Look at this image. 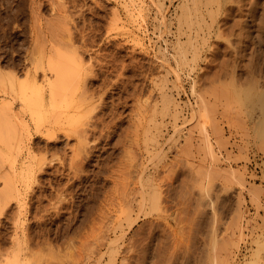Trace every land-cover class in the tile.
<instances>
[{"label":"rangeland","instance_id":"374dc122","mask_svg":"<svg viewBox=\"0 0 264 264\" xmlns=\"http://www.w3.org/2000/svg\"><path fill=\"white\" fill-rule=\"evenodd\" d=\"M235 1L0 0V73L22 81L38 48L69 31L70 44L60 42L92 70L81 63L89 73L75 99L81 88L96 104H67L36 126L18 97L0 92L18 120L0 141L15 173L5 160L0 175L19 186L1 202L0 264H264V0L239 2L241 13ZM79 112L91 124L85 146L68 134Z\"/></svg>","mask_w":264,"mask_h":264},{"label":"bare ground","instance_id":"6f19581e","mask_svg":"<svg viewBox=\"0 0 264 264\" xmlns=\"http://www.w3.org/2000/svg\"><path fill=\"white\" fill-rule=\"evenodd\" d=\"M31 1H36V0H31ZM54 1V0H53ZM56 1V0H55ZM190 1V0H189ZM238 2V4H237V2ZM235 2H236V4H237V6L235 5V7H230V8H235V10H237V11H239L240 10V5H239V2H241V1H243V0H236ZM245 1V0H244ZM250 1H252V0H250ZM249 1V3H251ZM12 2V1H11ZM31 3V4H35V3ZM43 2V1H42ZM41 2V3H42ZM50 2V1H49ZM65 2V1H64ZM185 2H186V0H185ZM195 2V4H196V1H194ZM234 2V1H233ZM40 3V4H41ZM205 3V2H204ZM207 3H208V1H207ZM214 3V2H213ZM38 4H39V2H38ZM57 4V3H56ZM241 4V3H240ZM60 5V4H59ZM180 6H181V4H179ZM206 5V4H205ZM208 5V4H207ZM210 5V4H209ZM217 5V4H216ZM233 5V4H232ZM255 5V4H254ZM15 6V5H14ZM39 6V5H38ZM183 6V5H182ZM197 6V5H196ZM241 6H242V4H241ZM258 6H260V5H258ZM32 7V6H31ZM36 7V6H35ZM54 8L53 9H56L55 8V6H53ZM56 7H57V5H56ZM186 7H187V5H186ZM229 7V6H228ZM9 8V7H8ZM59 8H61L60 6H59ZM63 8V7H62ZM39 9V8H38ZM52 9V10H53ZM65 9V8H64ZM188 9V8H187ZM242 9V8H241ZM62 10V9H61ZM194 10H195V7H194ZM209 11H210V8L208 9ZM216 10V9H215ZM228 9L226 8V11H227ZM55 11V10H54ZM58 11V10H57ZM197 11V10H196ZM212 11V10H211ZM217 11V10H216ZM61 12V11H60ZM65 12V11H64ZM174 12H175V10H174ZM198 12V11H197ZM207 12V11H206ZM213 12V11H212ZM211 12V13H212ZM262 12V11H261ZM4 13V12H3ZM70 13V12H69ZM194 13V12H193ZM239 13H241L240 11H239ZM58 14V13H57ZM188 14V13H187ZM32 15V14H31ZM55 15V14H54ZM201 15V14H200ZM199 15V16H200ZM244 15V14H243ZM261 15H262V13H261ZM20 16V15H19ZM53 16V15H52ZM60 16V15H59ZM65 16V15H64ZM73 16V15H72ZM176 16V15H175ZM191 16V15H190ZM208 16V15H207ZM212 16H213V13H212ZM248 16V15H247ZM259 16V15H258ZM34 17V16H33ZM35 17H36V15H35ZM178 17V16H177ZM209 17V19H210V21H212L211 19L212 18H210V16H208ZM195 18V17H194ZM35 19H37V18H35ZM55 19V18H54ZM58 19V18H57ZM57 19H56V21H57ZM61 19V18H60ZM64 19V18H63ZM191 19V18H190ZM190 19H189V21H190ZM203 19V18H202ZM202 19H201V21H202ZM257 19V18H256ZM178 20H180V19H177V21ZM184 20V19H183ZM53 21V20H52ZM64 21V20H63ZM257 21V20H256ZM34 22V21H33ZM213 22V21H212ZM211 22V23H212ZM237 22V21H236ZM241 22V21H240ZM53 23H56V22H53ZM52 23V24H53ZM63 24H65V22H62ZM61 23V24H62ZM70 23V22H69ZM74 23V22H73ZM72 23V24H73ZM184 23H187V22H184ZM204 23V22H203ZM210 23V24H211ZM220 23V22H219ZM260 23L262 24V23H264V15H262V18L260 17ZM7 24V23H6ZM39 24V23H38ZM43 24H45V23H43ZM46 24H51V22H47ZM57 24H58V22H57ZM191 24V23H190ZM199 24V23H198ZM35 25V26H34ZM33 25V27L35 28L36 27V24H34ZM54 25V24H53ZM52 25V26H53ZM74 25V24H73ZM196 26H197V24H195ZM258 25V24H257ZM262 25H264V24H262ZM55 27L57 26L56 24L54 25ZM59 26H61L60 25V21H59ZM58 26V28H60ZM63 26V25H62ZM65 26H66V24H65ZM191 26H192V24H191ZM194 26V25H193ZM200 26V25H199ZM199 26H198V28H199ZM222 26V25H221ZM232 26V25H231ZM230 26V27H231ZM246 26V25H245ZM260 25H258V27H259ZM49 27H50V25H49ZM244 27V26H243ZM39 28V27H38ZM43 28V27H42ZM44 28H45V26H44ZM51 28V27H50ZM53 29H55L54 27H52ZM51 28V30H53ZM65 28V27H64ZM64 28L62 27V29L64 30ZM67 28H68V26H67ZM201 28V27H200ZM13 29V28H12ZM47 29V28H46ZM178 29H179V27H178ZM187 29H189L188 27H187ZM206 29H207V27H206ZM228 29V28H227ZM237 29V28H236ZM244 29V28H243ZM35 30V29H34ZM38 29H36V31H37ZM48 30H49V32L51 31L49 28H48ZM58 30H61V29H57L56 28V31H58ZM68 30H69V28H68ZM75 30V29H74ZM180 30V29H179ZM201 31H202V28L200 29ZM208 30V29H207ZM40 31V32H39ZM41 31H42V29L40 30H38V32H39V37H40V34H41ZM56 31H52V32H55L56 33ZM240 31H242V30H240ZM19 32V31H18ZM37 32V33H38ZM59 32V31H58ZM62 32V31H61ZM198 32V31H197ZM207 32V31H206ZM34 33H35V31H34ZM46 33V32H45ZM44 33V34H45ZM64 33H66V34H63V32H62V34L63 35H67L68 33H70L69 31H68V33H67V31L66 32H64ZM72 33V32H71ZM83 33V32H82ZM183 33V32H182ZM216 33V32H215ZM232 33V32H231ZM257 33V32H256ZM23 34V33H22ZM36 34V33H35ZM35 34H34V36H35ZM43 34V35H44ZM47 34L50 36H52V33H46V36H47ZM54 34V33H53ZM62 34H60V32H59V35H61L60 37H59V40L57 39V38H54L55 39V43H59L60 42V40H62L63 39V43H64V45L65 44H67L66 42H67V40L66 41H64V38H67L66 36L65 37H63L62 36ZM221 34V33H220ZM236 34H238V33H236ZM19 35V34H18ZM42 35V36H43ZM56 35L58 36V34L56 33ZM78 35V34H77ZM85 35V34H84ZM190 35V34H189ZM203 35V34H202ZM201 35V36H202ZM212 35V34H211ZM227 35V34H226ZM230 35V34H229ZM242 35H243V33H242ZM45 35H44V37H45V39H47L48 37H46ZM56 36V37H57ZM70 36L71 35H69L68 37V39H70ZM178 36V35H177ZM181 36V35H180ZM209 36V35H208ZM215 36H217V35H215ZM221 36V35H220ZM241 36V35H240ZM239 36V37H240ZM256 36V35H255ZM259 36V35H258ZM262 36H264V35H262ZM53 37H55V36H53ZM52 37V38H53ZM62 37V38H61ZM218 37V36H217ZM38 37H34V39L36 40ZM42 37H40V38H38V39H41ZM6 39V38H5ZM38 39H37V41H38ZM44 39V40H45ZM49 39V38H48ZM54 39H53V41H54ZM56 39L58 40L57 42H56ZM73 39H74V37L72 36V38H71V40L70 41H72L73 42ZM42 40V39H41ZM40 40V41H41ZM51 39H49V42H51L50 41ZM81 40V39H80ZM193 40V39H192ZM191 40V41H192ZM196 40V39H195ZM45 41H47V43H48V40H45ZM45 41H43V42H45ZM83 41V40H82ZM187 41V40H186ZM202 41H204L203 39H202ZM217 41H219V40H217ZM13 42V41H12ZM43 42H40V44H42ZM68 42H69V40H68ZM84 42V41H83ZM92 42V41H91ZM216 42V41H215ZM35 43V42H34ZM34 43H33V45H34ZM38 44H39V42H37ZM46 43V42H45ZM53 44H51V45H49L48 44V46H45L44 44H42L41 45V48H38L40 51H41V57L40 58H38V59H35V61L37 62L38 61V63L37 64H35V65H33V69H31V70H29L28 71V69H27V71H26V78L24 79H22V81H19L18 79H17V75L15 76L14 75V73L13 74H10L9 72L8 73H4L3 75L0 73V92H2V94H4V95H12L13 97L14 96H16V97H18L20 100H21V107H23V108H26V110L27 109H29V115H30V119H32V120H40V118L41 117H39V116H42V117H51L52 115H54L55 117H57L56 119H58L59 117L61 118L62 116L61 115H63V112H62V109L63 110H66V108L65 107H68L67 106V104L69 105V104H71L72 106H74V109H76V107L75 106H77V105H79V110H80V103H82L83 101H86V102H88L89 100L88 99H85L87 96H83L82 94H84V92H86V90L84 89V86L82 87L83 89L82 90H85L82 94H81V88H80V94L78 95L77 94V97L79 98V96H80V98L79 99H75V96H76V89H78L79 88V86L81 85V81L83 82V74H85L86 73V71H85V73H79L80 71H79V69L80 70H82V68H81V63L83 62L82 60H79L78 58V56H75L74 58L72 57V55L74 54H69L70 52H73L74 51V49L72 50L71 48L74 46V43H73V45H71L72 47L70 48V46H69V48H70V50H72V51H70L69 53L67 52V51H69V50H66L67 48H66V46H64L63 44H62V42H60V44L58 45V44H56L55 45V43L54 42H52ZM181 43V42H180ZM187 43H189V42H187ZM220 43V42H219ZM224 43V42H223ZM239 43V42H238ZM68 44H70V43H68ZM67 44V45H68ZM84 44V43H83ZM178 44V43H177ZM195 44V43H194ZM204 44H205V42H204ZM214 44V43H213ZM226 44V43H225ZM252 44H254V43H252ZM257 44V43H256ZM35 45H37V44H35ZM81 45H82V42H81ZM181 45H182V43H181ZM180 45V46H181ZM84 46H86V45H84ZM90 46V45H89ZM186 46V45H185ZM202 46V45H201ZM214 46V45H213ZM229 46V45H228ZM245 46V45H244ZM252 46V45H251ZM32 47V46H31ZM40 47V46H39ZM192 47V46H191ZM197 47V46H196ZM195 47V48H196ZM259 47V46H258ZM32 48H34V46L32 47ZM36 49H35V51L36 50H38L37 49V46L35 47ZM79 48V47H78ZM215 48H218V47H215ZM230 48V47H229ZM247 48V47H246ZM251 48V47H250ZM9 49V48H8ZM80 49V48H79ZM98 49V48H97ZM193 49V48H192ZM201 49V48H200ZM32 50V49H31ZM31 50H30V52H31ZM38 50V51H39ZM76 50V49H75ZM179 50V49H178ZM196 50V49H195ZM33 52V59H34V57H35V54H37V56L39 55V52H35L34 51V49L32 50ZM83 51H85V50H83ZM185 51V50H184ZM250 51V50H249ZM6 52V51H5ZM29 52V53H30ZM75 53H78L79 52V50L77 51H74ZM88 52V51H87ZM86 52V53H87ZM95 52V51H94ZM193 52V51H192ZM16 53V52H15ZM80 53V52H79ZM85 53V52H84ZM178 53H180V51L178 52ZM181 53H182V51H181ZM233 53V52H232ZM240 53V52H239ZM260 53V52H259ZM20 54V53H19ZM80 54H82V53H80ZM101 54V53H100ZM194 54H196V53H194L193 52V57H195V55ZM213 54V53H212ZM221 54V53H220ZM225 54V53H224ZM29 55V54H28ZM32 55V54H31ZM30 55V56H31ZM184 55H186V53L184 54ZM183 55V57L182 58H184L185 56ZM191 55H192V53H191ZM190 55V56H191ZM214 55V54H213ZM103 56V55H102ZM197 56V55H196ZM233 56V55H232ZM257 56V55H256ZM32 57V56H31ZM78 57V58H77ZM93 57V56H92ZM100 57V56H99ZM174 57H176V56H174ZM209 57V56H208ZM26 58V57H25ZM30 58V57H29ZM28 58V59H29ZM81 58V57H80ZM181 58V59H182ZM192 58V57H191ZM191 58H189V59H191ZM196 58V57H195ZM210 58V57H209ZM225 58H227V56L225 57ZM235 58V57H234ZM233 59V58H232ZM257 59V58H256ZM32 60V59H31ZM31 60H30V64H32L31 63ZM133 60V59H132ZM131 60V61H132ZM261 60V59H260ZM34 61V60H33ZM164 61V60H163ZM183 61V60H182ZM191 62H192V60H190ZM218 61V60H217ZM228 61V60H227ZM35 62V63H36ZM85 62V61H84ZM224 62H226L225 60H224ZM238 62V61H237ZM258 62V61H257ZM8 63V62H7ZM16 63V62H15ZM98 63V62H97ZM233 63V62H232ZM241 63V62H240ZM247 63V62H246ZM259 63V62H258ZM24 64V63H23ZM33 64H34V62H33ZM83 64V63H82ZM94 64V63H93ZM186 64V63H185ZM213 64H215V63H213ZM260 64V63H259ZM87 64H83V66H85L84 67V69L86 70H88L89 69V71H92V70H90V64L89 65H87ZM209 65H210V63H209ZM252 65V64H251ZM23 66V65H22ZM26 66H28V60H27V65ZM98 66V65H97ZM184 66V65H183ZM87 67V68H86ZM123 67V66H122ZM137 67V66H136ZM250 67V66H249ZM262 67V66H261ZM27 68V67H26ZM100 68H102V67H100ZM110 68V67H109ZM129 68V67H128ZM194 68V67H193ZM204 68V67H203ZM206 68V67H205ZM231 68V67H230ZM252 71H254L255 72V70L253 69V66H252ZM257 69V68H256ZM133 70V69H132ZM167 70V69H166ZM192 70H194V69H192ZM262 70V69H261ZM38 71H40V73H41V75H40V78H38L37 79V74L39 73ZM89 71L84 75V77H87L86 75L89 73ZM94 71V70H93ZM207 71V70H206ZM233 71H234V69H233ZM247 71V70H246ZM38 72V73H37ZM84 72V71H83ZM120 72V71H119ZM205 72V71H204ZM244 72V71H243ZM260 72V71H259ZM258 72V73H259ZM16 73V72H15ZM93 73V72H92ZM253 73V72H252ZM91 74V73H90ZM95 74V73H94ZM93 74V75H94ZM250 74V73H249ZM256 74V73H255ZM260 74V73H259ZM92 75V74H91ZM92 75V76H93ZM96 75V74H95ZM95 75H94V77H95ZM117 75V74H116ZM213 75H215V74H213ZM243 75V74H242ZM21 76V75H20ZM227 76V75H226ZM245 76H246V74H245ZM250 76V75H249ZM260 76H262V77H264V74H261ZM90 77V76H89ZM93 77V78H94ZM229 78V77H228ZM234 78V77H233ZM20 79V78H19ZM83 79V80H82ZM87 79V78H86ZM90 79V78H89ZM204 79V78H203ZM262 79H264V78H262ZM244 80V79H243ZM201 81V80H200ZM229 81V80H228ZM260 81V80H259ZM85 83H86V81L84 80V82H83V84L85 85ZM89 83V82H88ZM113 83V82H112ZM250 83H252V82H250ZM222 84V83H221ZM253 84V83H252ZM261 84H262V82H261ZM123 85V84H122ZM156 85V84H155ZM226 85V84H225ZM112 86V85H111ZM136 86V85H135ZM166 86V85H165ZM200 86V85H199ZM224 86V85H223ZM257 86H259V84L257 85ZM86 88H87V86H85ZM162 87V86H161ZM164 87V86H163ZM241 87V86H240ZM103 88V87H102ZM138 88V87H137ZM223 88V87H222ZM253 88V87H252ZM125 89V88H124ZM199 89V88H198ZM197 89V90H198ZM251 89V88H250ZM161 90V89H160ZM213 90V89H212ZM226 90V89H225ZM233 90V89H232ZM241 90V89H240ZM254 90V89H253ZM200 91V90H199ZM243 91V90H242ZM227 92V91H226ZM232 92V91H231ZM230 92V93H231ZM248 92V91H247ZM104 93V92H103ZM165 93V92H164ZM163 93V94H164ZM197 93V92H196ZM233 93H234V91H233ZM240 93V92H239ZM87 94V93H86ZM89 94V93H88ZM218 94V93H217ZM249 94V93H248ZM247 94V95H248ZM212 95V94H211ZM239 95V94H238ZM93 96V95H92ZM92 96H90L91 98H92ZM197 96V95H196ZM233 96V95H232ZM260 96V95H259ZM11 97V96H10ZM103 97V96H102ZM136 97V96H135ZM163 97V96H162ZM214 97H216V96H214ZM213 97V98H214ZM246 97V96H245ZM244 97V98H245ZM248 97V96H247ZM251 97H252V94H251ZM8 99H6V100H2V101H0V120L1 121H3V123L2 124H0V141H3L4 142V140H2V138L5 136V134L6 133H4L5 131H9L10 129H8L7 128V126H11V125H7V123L8 124H12V125H14L13 124V122H9L8 120H9V118L10 117H12L13 116V119L14 120H16L15 119V112L13 113L12 112V110H11V99L9 98V97H7ZM163 98H165V97H163ZM223 98V97H222ZM227 98V97H226ZM257 98V97H256ZM90 99V98H89ZM166 99V98H165ZM200 99V98H199ZM231 99V98H230ZM235 99V98H234ZM237 99V98H236ZM88 100V101H87ZM91 100V99H90ZM164 100V99H163ZM224 100V99H223ZM249 100V99H248ZM92 101H93V99H92ZM104 101V100H103ZM165 101V100H164ZM168 101H169V99H168ZM240 101V100H239ZM238 101V102H239ZM247 101V100H246ZM98 102V101H97ZM124 102V101H123ZM171 102V101H170ZM169 102V103H170ZM204 102V101H203ZM202 102V103H203ZM232 102V101H231ZM234 102V101H233ZM241 103L240 104H243V102H244V100H243V102L242 101H240ZM250 102V101H249ZM249 102H247V103H249ZM252 102V101H251ZM250 102V103H251ZM99 103V102H98ZM168 103V104H169ZM221 103V102H220ZM223 103H224V101H223ZM225 103H226V101H225ZM235 103H236V100H235ZM258 103V102H257ZM261 103V102H260ZM91 104V105H90ZM163 105H164V103H162ZM82 105H84V104H82ZM89 105H90V107L92 106L93 108H95L96 106V104L94 103V106H93V104L92 103H90V101H89ZM88 104L86 105L85 104V106H86V111H88L87 110V106H89ZM162 105V106H163ZM204 105V104H203ZM166 106H168V105H165V107ZM245 106V105H244ZM247 106V105H246ZM82 107V106H81ZM93 108L92 109H90L89 108V111H91V110H93ZM164 108V107H163ZM200 108V107H199ZM202 108V107H201ZM77 109V110H78ZM82 109V108H81ZM262 108H259V110H261ZM68 110V109H67ZM66 110V111H67ZM73 110V109H72ZM65 111V112H66ZM81 111H83V110H81ZM86 111H83V112H86ZM94 111V110H93ZM102 111V110H101ZM245 111V110H244ZM262 111V110H261ZM247 112V111H246ZM62 113V114H61ZM69 113H71L72 114V112H69ZM66 114V115H69V116H71L72 117V115L71 114ZM73 113H75V112H73ZM82 113V112H81ZM80 112L78 113V117H76L75 115H74V120H73V118H70L71 119V121H69L70 123L72 122V120L73 121H75L76 120V118H78L76 121L77 122H80V121H82L83 120V118H82V115H84V113H82V115H81V118H79V116H80V114H81ZM88 113V112H87ZM92 113V111L91 112H89V114L88 115H90ZM261 113V112H260ZM262 113H264V112H262ZM75 114H77V112L75 113ZM18 115H20V114H18ZM17 115V116H18ZM65 115V116H66ZM87 115V116H88ZM260 115V114H259ZM262 115H264V114H262ZM53 116V121L55 122V120L56 119H54L55 117ZM65 116H63V117H65ZM69 116H66V117H69ZM85 116H86V114H85ZM85 116H83L84 117V120H85ZM94 116V115H93ZM253 117V116H252ZM261 117V116H260ZM21 118V117H20ZM38 118V119H37ZM87 118V117H86ZM89 118H90V116H88V121H89ZM22 119V118H21ZM46 119V118H45ZM50 119V118H49ZM69 119V118H68ZM81 119V120H80ZM93 119V118H92ZM91 118H90V120H92ZM52 120V119H51ZM79 120V121H78ZM82 121V122H80V124L78 123V126H75V125H77V124H75L74 125V129H73V125L71 126V128L70 129H68V134H69V132L70 133H72L73 134V132H74V134H75V136H83L84 135V137H82V139L80 140L79 138V140L82 142V144L80 143V141H79V145L81 144V145H83V146H85V142H83L85 139H83V138H86L85 137V135L86 134H88V132L86 133V134H84L86 131H85V128L88 126H86V124L84 125V122H86V120L85 121ZM97 120V119H96ZM17 122H18V120H16ZM20 121H22V120H20ZM35 121V125L37 126V125H39L38 123H40V122H36ZM42 121V120H41ZM56 121H58V120H56ZM76 121L74 122V123H76ZM15 122V121H14ZM33 122V121H32ZM50 123L49 124H51V121H49ZM90 122V121H89ZM89 122H86V123H89ZM16 123V122H15ZM22 123H23V121H22ZM61 123V122H60ZM69 123V124H70ZM99 123V122H98ZM239 123V122H238ZM255 123V122H254ZM260 123V122H259ZM53 124V123H52ZM140 124V123H139ZM257 124V123H256ZM261 124V123H260ZM260 124H258V125H256L258 128L257 129H260L261 127H264V126H261L262 124H264V123H262L261 125ZM24 125H25V123H24ZM40 125H42V124H40ZM71 125V124H70ZM69 125V126H70ZM84 127H83V126ZM91 125V124H90ZM89 125V126H90ZM103 125V124H102ZM253 125V124H252ZM259 125L261 126L260 128H259ZM28 126V125H27ZM26 126V127H27ZM86 126V127H85ZM88 126V127H89ZM14 127V126H13ZM39 127V126H38ZM37 127V128H38ZM47 127V126H46ZM55 127V126H54ZM87 127V128H88ZM93 127V126H92ZM91 127V128H92ZM254 127V126H253ZM15 128V127H14ZM14 128H12V129H14ZM23 128V127H22ZM28 128H29V126H28ZM36 128V129H37ZM50 128H51V126H50ZM86 128V129H87ZM90 128V127H89ZM88 128V129H89ZM256 128V127H255ZM7 129V130H6ZM27 129V128H26ZM35 129V128H34ZM52 129V128H51ZM63 129V128H62ZM94 129V128H93ZM257 129H252V130H254L255 132L257 131ZM262 129H264V128H261V130ZM19 130V129H18ZM28 130V129H27ZM26 130V131H27ZM38 130H39V128H38ZM50 130V129H49ZM56 130V129H55ZM66 130V129H65ZM261 130H258V132L259 131H261ZM13 132H14V130H12ZM45 131L47 132V130L45 129ZM85 131V132H84ZM11 132V131H10ZM10 132H8V133H10ZM45 132V133H46ZM50 132L54 135V131H52V130H50ZM262 132H264V130H262L261 131V135H264V133H262ZM12 133V132H11ZM44 133V132H43ZM48 133V135H50L49 134V132H47ZM254 133V132H253ZM71 134V135H72ZM255 134V133H254ZM253 134V135H254ZM256 134H257V132H256ZM255 134V135H256ZM7 135L8 134H6V137H7ZM12 135H13V133H12ZM11 135V136H12ZM15 135V134H14ZM20 135V134H19ZM47 135V134H46ZM90 135V134H89ZM3 136V137H2ZM9 136V135H8ZM10 136V137H11ZM16 136V135H15ZM15 136H14V138H15ZM51 136V135H50ZM5 137V138H6ZM20 137V136H19ZM18 137V138H19ZM48 137V136H47ZM256 137H258L257 135H256ZM254 138V137H252V138H254V139H257V138ZM262 137H264V136H262ZM5 138H3V139H5ZM8 138V137H7ZM17 138V139H18ZM81 138V137H80ZM11 140H12V138H11ZM14 140V139H13ZM83 140V141H82ZM15 141V140H14ZM13 141V142H14ZM255 142H256V140H254ZM259 142H260V140H259ZM262 142H264V140H262ZM252 143H253V141H252ZM257 143V142H256ZM5 144V143H4ZM3 144V146H0V162L1 163H3L2 161H5L6 160V162L7 163H9L8 164V167L10 168V170H11V173H12V176L14 175V170H13V168H12V166H14V157L13 156H10V153L11 152H9V151H7L6 149H9V147L10 146H8L9 145V143L8 144H5L4 145ZM23 144V143H22ZM77 144V145H78ZM12 145V144H11ZM78 145V146H79ZM87 145V144H86ZM256 145H258V144H256ZM12 147V146H11ZM16 147V146H15ZM22 147V146H21ZM80 147V146H79ZM87 147V146H86ZM255 147V146H254ZM261 147H262V145H261ZM80 148H83L82 146L80 147ZM78 149L77 148V150L75 151V152H77V151H79V150H81V149ZM85 148V147H84ZM12 148H10V150H11ZM259 149V148H258ZM262 149V148H261ZM73 150V149H72ZM17 151H18V149H17ZM262 151V150H261ZM19 152H21V151H19ZM80 152V151H79ZM79 152H77V153H79ZM86 152V151H85ZM255 152V151H254ZM253 152V153H254ZM82 153V152H81ZM76 154V153H75ZM75 154H73V156L75 155ZM88 154V153H87ZM13 155V154H12ZM15 155V154H14ZM77 155V154H76ZM242 155V154H241ZM78 156V155H77ZM13 157V158H12ZM78 158V157H77ZM42 159V161L43 160H45V159H43V158H41ZM74 159H75V156H74ZM9 162H8V161ZM40 160V159H39ZM73 162V160H71V165L73 164L72 163ZM6 163V164H7ZM256 163V162H255ZM254 163V164H255ZM37 164V163H36ZM256 165V164H255ZM262 165H264V164H262ZM1 166V165H0ZM4 166V165H3ZM70 166V165H69ZM76 166V165H75ZM2 167V166H1ZM1 167H0V169H1ZM41 168V167H40ZM40 168H38V169H40ZM23 170V169H22ZM32 172V171H31ZM41 172V171H40ZM4 173V172H3ZM262 173H264V172H262ZM2 175H4V174H2ZM2 175H0L1 177L0 178H2ZM7 176H3V178H2V181H3V179H5L4 181H3V183H2V186H0V210H2V211H4V205H5V202L6 201H8L11 197H15V198H17L18 196H19V186H17V185H15L16 183L14 182V179H12V176L11 175H8V174H6ZM256 175V174H255ZM241 176V175H240ZM257 179V178H256ZM38 183V182H37ZM146 183H148V182H146ZM27 184V183H26ZM148 186V185H147ZM254 186V185H253ZM261 186V185H260ZM27 187V186H26ZM30 187V186H29ZM22 188V187H21ZM153 189V188H152ZM257 190V189H256ZM152 191H155V189H153ZM151 193V192H150ZM152 194H153V192H152ZM155 194V193H154ZM258 193H256V194H254L255 195V197H256V195H257ZM30 195V194H29ZM154 196V195H153ZM30 197V196H29ZM254 197V198H255ZM258 197V196H257ZM250 198V197H249ZM12 199H14V198H12ZM29 199V198H28ZM258 199V198H257ZM256 199V200H257ZM31 200H32V198H31ZM153 200V199H152ZM250 200H252V198L250 199ZM10 201V200H9ZM17 201H19V198H18V200ZM4 203V205L2 204V203ZM253 202V201H252ZM7 203V202H6ZM19 203V202H18ZM8 204V203H7ZM254 204H257V203H254ZM260 204V203H259ZM2 205V206H1ZM85 205V204H84ZM6 206V205H5ZM256 206H258V204L256 205ZM15 207H16V205H15ZM22 207V206H21ZM258 208V207H257ZM2 211L0 212V213H2ZM18 211V210H17ZM259 212V211H258ZM7 213V212H6ZM103 213V212H102ZM105 213V212H104ZM258 214V213H257ZM1 215V214H0ZM22 215V214H21ZM254 215V214H253ZM12 218H13V216H12ZM100 218V217H99ZM102 218V217H101ZM11 219V218H10ZM14 219V218H13ZM17 219H18V217H17ZM41 219V218H40ZM39 219V220H40ZM15 221V220H14ZM23 222H24V220H23ZM39 222V221H38ZM106 222V221H105ZM14 223V222H13ZM262 224V223H261ZM12 225V224H11ZM257 225V224H256ZM2 226V225H1ZM18 227V226H17ZM258 228V227H257ZM262 228V227H261ZM26 231V230H25ZM27 232V231H26ZM29 232V231H28ZM27 232V233H28ZM41 232V231H40ZM27 233L25 234V235H27ZM2 234V233H1ZM42 236V235H41ZM6 237V236H5ZM258 237V236H257ZM25 238V237H24ZM27 238V237H26ZM258 239V238H257ZM261 239H264V238H261ZM23 240H25V239H23ZM27 240V239H26ZM255 240V239H254ZM14 242V241H13ZM27 242H28V240H27ZM34 242V241H33ZM256 242V241H255ZM262 242V241H261ZM14 243H16V242H14ZM19 243V242H18ZM18 243H17V246H18ZM224 243V242H223ZM262 243H264V242H262ZM255 244V243H254ZM259 244V243H258ZM23 245H24V243H23ZM28 245V244H27ZM39 245V244H38ZM38 245H36V247L38 246ZM219 245H221V244H219ZM226 245V244H225ZM262 245V244H261ZM262 246H264V245H262ZM258 247H260V246H258ZM31 248V247H30ZM39 249H40V247H39ZM1 250V249H0ZM3 250V249H2ZM17 250V249H16ZM262 250H264V249H262ZM261 250V251H262ZM22 251V250H21ZM258 252H259V250H257ZM254 253H255V251H254ZM254 255V254H253ZM256 256L258 255V253L256 252V254H255ZM261 255V254H260ZM261 257V256H260ZM8 258V257H7ZM17 258H18V256H17ZM9 259V258H8ZM15 259V258H14ZM258 259V258H257ZM1 260V259H0ZM196 260V259H195ZM199 260V259H198ZM3 261V260H2ZM2 261H1V263H2ZM13 262H14V260H13ZM18 262V261H17ZM200 262V261H199ZM196 263V262H195ZM212 263V262H211ZM10 264V263H9ZM155 264V263H154ZM201 264V263H200Z\"/></svg>","mask_w":264,"mask_h":264}]
</instances>
